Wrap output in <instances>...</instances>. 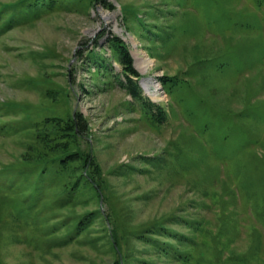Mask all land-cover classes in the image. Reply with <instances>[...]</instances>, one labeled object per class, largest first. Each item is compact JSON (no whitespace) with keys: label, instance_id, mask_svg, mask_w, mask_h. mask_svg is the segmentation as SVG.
Instances as JSON below:
<instances>
[{"label":"rangeland","instance_id":"374dc122","mask_svg":"<svg viewBox=\"0 0 264 264\" xmlns=\"http://www.w3.org/2000/svg\"><path fill=\"white\" fill-rule=\"evenodd\" d=\"M0 1V264H264V0ZM63 106L99 199L15 169Z\"/></svg>","mask_w":264,"mask_h":264},{"label":"trees","instance_id":"16d2710c","mask_svg":"<svg viewBox=\"0 0 264 264\" xmlns=\"http://www.w3.org/2000/svg\"><path fill=\"white\" fill-rule=\"evenodd\" d=\"M59 1L60 0H58V2ZM84 1L86 3L93 2V0ZM27 2L29 1L19 3L18 5H13L14 2L3 5V2L0 1V15L7 16L8 13L15 11L14 9L20 10L22 8L23 10L24 5L27 4ZM47 2L48 4H42L50 7L51 1ZM108 40L111 42H116L117 50L119 53V61L122 64V73L126 78H128L126 83V87L129 92L128 94L131 95L132 99L140 98L141 93H139L140 88L137 83L138 78L131 79L132 77H139V73L132 66V57L128 51L127 45L118 36L109 37ZM90 53L91 51L88 52V54ZM102 69L98 66H95L94 70L96 71ZM105 69L106 68L103 69V72H105ZM93 82L96 81H94L93 79ZM85 86L91 85L88 84ZM83 88L84 87H81V89ZM68 95L69 94L67 93L66 96ZM144 104L145 108L153 106L149 101H145ZM55 111L51 112L53 115H49L47 113L46 115H44V117H40L39 119L41 121L33 125L31 131V134L33 135V141L31 143L33 147L32 155L25 158H19V160H17V163H22L23 165H19L18 167H15V169H19L20 167H29L32 171L36 172L38 176H43L45 170L49 166H51L55 169V173L58 174V177L62 178V191H68L67 186L72 188L75 185V187L81 188L83 191H90L92 195L96 196V198L99 199L102 193V189L100 188L98 182H95L92 177H89L88 171V169L92 166L91 164H89L88 160L95 152L91 148L90 151H88L89 153L85 157L84 152L80 149L78 144V137L81 136L80 134L82 131L76 119L78 118V116L81 118V116L79 115V112L77 110L73 113L72 110L68 111L67 107H64V113L62 112L63 114L57 115L56 113H54ZM163 113V110H159L153 118L148 117V120H150L152 123H154L156 120L161 121ZM81 122L83 123L85 131H87V122L83 118L81 119ZM78 177L80 179H78ZM81 180H83V182ZM104 181L106 184L107 180L105 178ZM75 182L78 183L76 184ZM159 224L160 223L154 224L156 226L154 227L156 228V230H163L168 228L165 226L166 224H162L163 226ZM113 247L115 251L118 248L116 244L113 245Z\"/></svg>","mask_w":264,"mask_h":264},{"label":"bare ground","instance_id":"6f19581e","mask_svg":"<svg viewBox=\"0 0 264 264\" xmlns=\"http://www.w3.org/2000/svg\"><path fill=\"white\" fill-rule=\"evenodd\" d=\"M137 66H142V65H141V62L138 63ZM143 84H144V87H145L146 91H147L150 95H152V96H154V97L157 95L158 84L153 83V85H154V89H153V90H150L148 81L144 80V81H143Z\"/></svg>","mask_w":264,"mask_h":264},{"label":"water","instance_id":"95a60500","mask_svg":"<svg viewBox=\"0 0 264 264\" xmlns=\"http://www.w3.org/2000/svg\"><path fill=\"white\" fill-rule=\"evenodd\" d=\"M94 1H98V0H94Z\"/></svg>","mask_w":264,"mask_h":264}]
</instances>
